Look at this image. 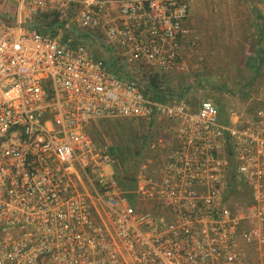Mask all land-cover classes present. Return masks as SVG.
<instances>
[{
  "label": "built area",
  "instance_id": "2783aa9c",
  "mask_svg": "<svg viewBox=\"0 0 264 264\" xmlns=\"http://www.w3.org/2000/svg\"><path fill=\"white\" fill-rule=\"evenodd\" d=\"M9 1L17 25L0 21V264H264V107L252 118L231 108L224 122L210 100L146 97L136 78L109 70L105 52L72 47L71 32L19 25L55 13L100 33L126 69L181 72L192 0ZM104 117L165 121L149 144L159 158L140 164L130 189L87 127Z\"/></svg>",
  "mask_w": 264,
  "mask_h": 264
},
{
  "label": "crops",
  "instance_id": "0c3cea01",
  "mask_svg": "<svg viewBox=\"0 0 264 264\" xmlns=\"http://www.w3.org/2000/svg\"><path fill=\"white\" fill-rule=\"evenodd\" d=\"M199 10L202 19L200 22L195 21L190 12L184 20L189 36L184 39L181 47V58L185 64L194 67V72L190 74L191 78L188 83L182 77L179 78L175 85L176 88L172 89L173 92L178 91V93H173V96L167 95V101L164 102L175 100L178 95L181 97L177 99H184L185 93L188 90L191 91L193 86L214 88L228 96L240 97L243 107L239 108V111L252 118L258 107H264V90L259 92L254 90L258 84L254 80L259 77L260 70L264 67V0H201ZM0 11L6 10L0 9ZM95 46L99 47L92 44V47ZM232 69L234 71L232 77L221 84H218L217 78L213 79L210 76L212 70L225 75ZM246 82H248L247 85L244 84ZM179 84L180 87L177 86ZM253 90L254 93H251ZM255 102L263 105L253 109L249 104ZM198 103L191 104L196 106ZM114 118L126 119L124 117H104L90 121L95 125L98 120L108 119L111 124ZM128 119H133L131 122H134L137 118ZM138 120L145 121L142 118ZM219 120L228 122L229 118L221 111ZM145 124L149 130L141 135L144 139L140 141L141 148L138 150L140 154L136 157L138 163L141 160L144 162L145 159L159 158L151 152L149 144L162 130L165 121L153 124L146 120ZM96 144L104 146L98 142Z\"/></svg>",
  "mask_w": 264,
  "mask_h": 264
},
{
  "label": "rangeland",
  "instance_id": "374dc122",
  "mask_svg": "<svg viewBox=\"0 0 264 264\" xmlns=\"http://www.w3.org/2000/svg\"><path fill=\"white\" fill-rule=\"evenodd\" d=\"M201 0H193V3L191 4L190 7V13L192 14V17H194V20L197 22H200L202 19L201 14H200V10H199V2ZM0 9H4L6 11H0L1 14H4L10 18H14L15 15V8H14V3L9 1V0H0ZM86 43H88V45L90 46V48L93 50L94 47H92V44H90V40L85 41ZM94 51V50H93ZM102 49L99 48V52L100 55L102 53ZM139 67V66H137ZM141 68H143L144 70H153L156 71L153 68H150L148 66L145 65H141ZM134 68V67H133ZM194 67H191L190 64H185V68L183 71L181 72H173V73H167L169 79H171V81L173 82L171 88L175 89V85L177 83V80L179 78H183L187 83L190 81V74L194 72ZM189 70V72H188ZM234 71L233 69L230 70L227 74H221L219 72H210V76L213 77V79L218 80V84H221L224 80L229 79V77H232ZM259 77L254 80V82H257V87L254 88V90L262 91L264 90V67L260 70L259 73ZM192 75V74H191ZM204 75V74H201ZM138 79V78H137ZM220 79V80H219ZM183 81V82H185ZM254 90L251 93H254ZM193 93V95H192ZM257 93V92H256ZM250 94H248L249 96ZM184 99L187 102L190 103H196V102H200L201 100H210L213 102V99H218L217 101H219L220 107L222 108V114H226L228 116V110L233 108V109H238L242 108V102H241V98L237 97V96H228L226 95L224 92H222L219 89H214V88H199V87H192L191 91H187L185 93V95L183 96ZM246 98V97H245ZM263 101V100H262ZM264 102V101H263ZM214 103V102H213ZM260 105L263 104H259V102H255V103H250L249 106H251V108H256ZM264 106V105H263ZM115 120V121H114ZM114 120H112L111 124L108 121V119H105L103 121L98 120L95 125L90 121L87 124V127L89 129V131L92 133V138L93 140L97 143L100 144H104L110 147V152L112 155H117L120 152V144L119 143H127V148L128 150H132V151H138L141 148V135L144 134L146 131L148 132V128L145 124H142V122H132L130 123V126L125 125L124 127H128L127 129H124V127H116L113 125V123L115 124V122L117 121H124L125 119L123 118H114ZM96 126H98L96 128ZM142 126V127H141ZM130 132H137V134L135 135V133L132 134V136L130 135ZM140 136V137H139ZM131 138L134 139L135 142H130ZM115 152V153H114ZM136 158H134L135 160ZM144 160V159H143ZM146 160V159H145ZM141 162H143L142 160L138 163L140 164ZM133 168V167H132ZM136 171V169H135ZM134 169L130 172V174H134L135 173Z\"/></svg>",
  "mask_w": 264,
  "mask_h": 264
},
{
  "label": "trees",
  "instance_id": "16d2710c",
  "mask_svg": "<svg viewBox=\"0 0 264 264\" xmlns=\"http://www.w3.org/2000/svg\"><path fill=\"white\" fill-rule=\"evenodd\" d=\"M48 18V17H54L52 20H47L44 21L43 18ZM37 22H39V24L41 25H53L55 23L58 22L57 20V15L54 13H47L44 15H41L39 17H37ZM40 33L43 34H47L45 31L39 30ZM94 35H96L99 39L101 40H105L103 38V36L98 33V32H92ZM50 35H56V32H51L49 33ZM69 36L68 32H65L63 34V38H66ZM73 37V42L71 44L72 47L76 46L77 44L80 43H84L85 40H91L90 37L88 35L85 34V37L82 36H72ZM90 48V47H89ZM91 49V48H90ZM108 49L110 51L113 52V55L115 54V49L113 48L112 45H109ZM94 52H96L99 56L104 57V54L99 52V47L95 46L93 48ZM114 61L115 63L113 65H108V68L111 72H113L114 74H116L118 77L120 78H129V77H134V78H138L137 80L144 82L145 86H141L140 88L142 90V92L144 93V95L146 97L152 98V99H156L159 101H167V95H171L173 96V93H178V91L173 92L171 86L173 84V82L171 81V79H169L168 74L162 71H153V70H144L141 67H129V69H124L123 68V62H118L119 58L116 55V58L114 57ZM244 84H248V82L244 83ZM243 84V85H244ZM180 87V84L177 85ZM245 86V85H244ZM178 97L180 98L181 95H178ZM218 99H213V104H215L219 110V112L221 113L222 108L220 107L219 101H217ZM131 120L133 119H128L126 118L124 121H117L115 122V124L113 123L114 126L116 127H124L125 125L130 126ZM142 122V124H145V121H141L138 119H135L134 122ZM119 125V126H118ZM146 125V124H145ZM142 127V126H141ZM128 127H124V129H127ZM135 133V135L137 134V132H133ZM132 132H130V135L132 136L133 134ZM92 135V133H91ZM140 137V136H139ZM142 138V137H141ZM144 138L140 139L141 141H143ZM130 142H135L133 138H131ZM143 144V143H142ZM120 152L117 155H111L113 157L116 158V162L114 164V173L115 176L117 177V179L119 180V182L122 184L123 188L125 189H130L133 187V182H134V176H135V169L137 170L139 164H138V160H134V158H136L137 156H139V151H129L127 148V143H120ZM108 150H110V147L108 146ZM110 152V151H109ZM115 153V152H114ZM133 167V168H132ZM134 169L135 173L134 174H130V172ZM240 186V183L238 181H236L235 179L231 180V182L229 183V188L231 189H237V187Z\"/></svg>",
  "mask_w": 264,
  "mask_h": 264
},
{
  "label": "water",
  "instance_id": "95a60500",
  "mask_svg": "<svg viewBox=\"0 0 264 264\" xmlns=\"http://www.w3.org/2000/svg\"><path fill=\"white\" fill-rule=\"evenodd\" d=\"M0 21L4 22L5 24H8V25H17V23H13L10 21V18L4 14H1L0 15ZM21 27H27V28H34L36 30H42V31H45L46 33H51V32H58V31H69L71 32L72 34H74L75 36H84L85 34L88 35L90 37V44H96L98 45L99 47H101V49L103 50V52H105V58L107 59V61L109 62L110 65H113L115 63L114 61V55H113V52L110 51L108 49V45L102 41L101 39H99L98 37H96L94 34H92L91 32H87V31H82V30H79L77 29L76 27L72 26V25H62L60 23H55L53 25H41L37 22H22L19 24ZM85 45H87L88 47H90L88 45V43L84 42ZM124 69H126L127 65L126 64H123L122 65ZM138 83L141 85V86H145V83L144 82H141L139 80H137ZM177 97H175V99H177Z\"/></svg>",
  "mask_w": 264,
  "mask_h": 264
}]
</instances>
